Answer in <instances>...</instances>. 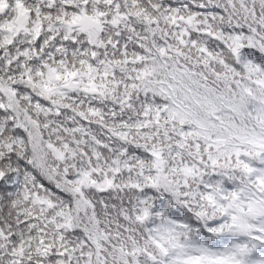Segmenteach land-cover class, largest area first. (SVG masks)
Returning <instances> with one entry per match:
<instances>
[{"label":"snow or ice","instance_id":"snow-or-ice-1","mask_svg":"<svg viewBox=\"0 0 264 264\" xmlns=\"http://www.w3.org/2000/svg\"><path fill=\"white\" fill-rule=\"evenodd\" d=\"M0 264H264V0H0Z\"/></svg>","mask_w":264,"mask_h":264}]
</instances>
